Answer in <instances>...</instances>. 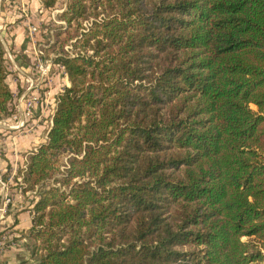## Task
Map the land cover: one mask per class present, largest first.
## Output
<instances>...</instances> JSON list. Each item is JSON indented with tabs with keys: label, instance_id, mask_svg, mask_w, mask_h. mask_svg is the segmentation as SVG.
I'll use <instances>...</instances> for the list:
<instances>
[{
	"label": "trees",
	"instance_id": "obj_1",
	"mask_svg": "<svg viewBox=\"0 0 264 264\" xmlns=\"http://www.w3.org/2000/svg\"><path fill=\"white\" fill-rule=\"evenodd\" d=\"M61 17L79 51L56 57L71 84L19 168L40 184L27 262L264 264V0H68ZM8 72L0 39V119Z\"/></svg>",
	"mask_w": 264,
	"mask_h": 264
},
{
	"label": "rangeland",
	"instance_id": "obj_2",
	"mask_svg": "<svg viewBox=\"0 0 264 264\" xmlns=\"http://www.w3.org/2000/svg\"><path fill=\"white\" fill-rule=\"evenodd\" d=\"M67 2L57 0L53 6L47 7L42 0H0V39L9 71L7 81L13 91V99L9 102L11 114L0 119V207L4 206L6 192L14 200L5 211L0 210V235L7 236L6 246H11V241L17 238L13 232L15 229H10L13 225L9 223L23 210L32 209L30 213L34 217V204L40 195V184L33 188L27 187L19 168L26 166L31 151L48 139L57 97L71 84L56 60L60 54L74 56L79 51L74 42L76 38L69 39L63 46L57 41L58 31L67 27V22L61 17ZM91 19H83L81 29H87ZM41 49L44 53H41ZM39 57H42L45 68L50 64V70L44 79H39L38 87L30 90L29 94L26 90L28 77L38 78ZM51 89L49 94L48 90ZM32 94L38 95V100L29 114L27 103ZM252 106L257 108L255 104ZM66 155V152L60 154L63 160H66ZM64 167L62 164L61 170ZM61 174L58 172L56 175ZM50 181H54V178ZM28 228L18 236L22 235L25 239L21 243H26L31 249V240L26 236ZM6 246L1 252L8 248ZM19 256L20 261H24L21 264H39L35 260L27 262L28 255Z\"/></svg>",
	"mask_w": 264,
	"mask_h": 264
},
{
	"label": "crops",
	"instance_id": "obj_3",
	"mask_svg": "<svg viewBox=\"0 0 264 264\" xmlns=\"http://www.w3.org/2000/svg\"><path fill=\"white\" fill-rule=\"evenodd\" d=\"M31 210L32 209L21 211L18 216L15 217L14 221L9 223V225H13L10 229H15L13 232L16 234L17 238L14 239L15 241H13L11 246H8V248L0 253V264H21L19 254L23 256L28 255V251H30L28 245L26 243L25 245L21 243L25 238L22 237V235L20 237L18 235L21 234V231L31 226L33 217L32 213H30Z\"/></svg>",
	"mask_w": 264,
	"mask_h": 264
},
{
	"label": "built area",
	"instance_id": "obj_4",
	"mask_svg": "<svg viewBox=\"0 0 264 264\" xmlns=\"http://www.w3.org/2000/svg\"><path fill=\"white\" fill-rule=\"evenodd\" d=\"M41 53H44V51H43V49H41ZM38 62L40 63V69H39V74H38V78H36V80L35 79H30V77H28V81H29V83H28V85H27V87H26V90H28L29 91V94H31V92H30V90L32 91L34 88L36 89L37 87H38V85H39V79H44L45 78V75H46V73H48V71L50 70L49 68H50V64H48V67L47 68H45L44 66H43V60H42V57H39V60H38ZM58 62V64L61 66V68H63V71L65 72V74H66V77L69 79V76H68V73H67V70H66V68H65V66L63 65V63L62 62H60V61H57ZM53 89H51V90H48V93L49 94H51V91H52ZM47 91V90H46ZM32 96V97H31ZM30 96V98H29V100H28V103H27V108H28V113L30 114V113H32V107L34 106V103L35 102H37V100H38V95H36V94H32ZM54 98V97H53ZM58 98V97H57ZM57 103H58V100H57ZM14 200H13V197L8 193V192H6V195H5V200H4V206H2V207H0V210H3V211H5L6 210V207L10 204V203H12ZM6 238H7V236L6 235H0V252H1V250H3L4 248H5V243H6ZM10 241V240H9ZM11 243L13 244V242L11 241ZM8 246V245H7ZM6 246V247H7ZM3 252V251H2Z\"/></svg>",
	"mask_w": 264,
	"mask_h": 264
}]
</instances>
